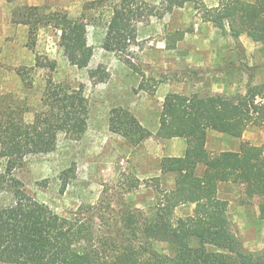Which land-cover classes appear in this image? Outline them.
Returning a JSON list of instances; mask_svg holds the SVG:
<instances>
[{
	"label": "trees",
	"instance_id": "16d2710c",
	"mask_svg": "<svg viewBox=\"0 0 264 264\" xmlns=\"http://www.w3.org/2000/svg\"><path fill=\"white\" fill-rule=\"evenodd\" d=\"M14 2L17 0H7ZM187 4L205 11V19L220 30L228 26L234 37L246 33L257 42L264 36V0H219L207 7L203 0H119L105 38V48L117 52L121 60L141 75L138 88L148 90L145 76L123 54L136 39V24L152 17L162 18ZM11 19L27 27V46L34 49L38 30L50 25L60 32V46L70 62L87 67L92 46L82 18L36 5H18ZM184 31H176L169 41L174 48ZM37 58L36 66L45 67ZM50 70L55 62L49 61ZM22 81L31 85L27 71L18 69ZM94 76V71H90ZM155 87L149 91L153 92ZM42 108L26 120L27 104L0 89V191L9 190L14 201L0 207V262L7 264H264V247L247 252L230 231L225 216L227 202L217 196L221 182L241 184L247 195L260 198V218L264 219V142H242L238 151L217 153L205 148L206 133L215 130L240 138L251 125L264 130V83L248 88L244 95L189 96L167 93L162 102L159 124L153 134L123 107L111 108L109 131L138 145L155 135L158 138L193 140L182 156H165L163 173L175 174L174 186L162 190L157 215L122 203L115 211L111 204L81 205L71 216H62L27 195L13 183L15 166L28 155L52 150L60 133L80 138L86 130L88 101L82 86L74 88L47 79ZM5 161V163H3ZM203 166L202 174L197 173ZM61 174L60 192L69 179ZM158 179V178H155ZM194 204L191 214L173 218V209ZM171 245V253L158 251L153 242Z\"/></svg>",
	"mask_w": 264,
	"mask_h": 264
},
{
	"label": "rangeland",
	"instance_id": "374dc122",
	"mask_svg": "<svg viewBox=\"0 0 264 264\" xmlns=\"http://www.w3.org/2000/svg\"><path fill=\"white\" fill-rule=\"evenodd\" d=\"M118 1L0 0V89L27 104L26 120H32L42 108L41 98L49 77L74 88L82 86L88 101L87 126L80 138L58 134L52 150L26 156L12 173L13 183L19 189L62 216H71L81 205L96 204L99 200L104 206L110 203L115 211L122 210L125 202L155 216L161 191L174 186L175 174L161 172L160 161L165 156L184 155L193 140L153 135L133 145L109 131L111 108L128 109L154 134L167 93L237 97L249 87L264 83V36L257 42L246 33L234 37L228 26L225 30L216 28L205 19L203 9L187 4L162 18L152 17L136 24V39L128 42L123 55L145 76L148 90L139 89L141 75L127 66L117 52L105 48L112 7ZM218 1L203 0L210 8L217 6ZM23 4L82 18L88 44L93 49L88 66L70 64L60 46V32L50 25L40 27L35 47L30 49L27 27L11 19L13 8ZM178 30L185 32L183 38L170 48L169 41ZM37 58L47 65L36 66ZM49 61L55 62L53 70L48 67ZM19 68L27 71L31 85L17 74ZM90 71H94L93 77ZM151 87H155L153 92L149 91ZM219 134L234 138L210 129L206 133L207 151L217 153L233 149L236 144L240 147L242 142H264L263 128L255 125L236 138L234 145ZM67 169L71 171L61 193V174ZM203 170L199 166L197 173L202 174ZM217 196L227 202L228 227L242 249L260 251L264 247L260 198L247 195L241 184L230 182L219 183ZM13 201L11 191H0V207ZM193 208L194 204L179 205L173 209V218L185 217ZM153 246L162 253L172 252L167 242L155 241Z\"/></svg>",
	"mask_w": 264,
	"mask_h": 264
},
{
	"label": "crops",
	"instance_id": "0c3cea01",
	"mask_svg": "<svg viewBox=\"0 0 264 264\" xmlns=\"http://www.w3.org/2000/svg\"><path fill=\"white\" fill-rule=\"evenodd\" d=\"M219 137H221L222 139H229V140H231V142H233V145L234 144H236V141H238V140H236V137H234V138H230V137H227V136H224V135H220L219 134ZM171 139H175V138H171ZM179 139H181V138H179ZM239 143V142H238ZM205 144H207L206 142H205ZM237 146V144L235 145V148H233V149H228V150H231V151H238L239 149H240V147H239V145H238V147H236ZM206 148V147H205ZM185 150V149H184ZM225 151V150H224ZM174 156H182V155H180V154H177V155H174Z\"/></svg>",
	"mask_w": 264,
	"mask_h": 264
}]
</instances>
